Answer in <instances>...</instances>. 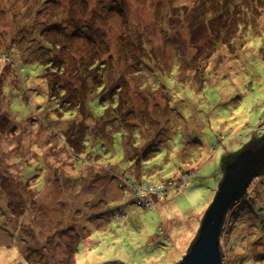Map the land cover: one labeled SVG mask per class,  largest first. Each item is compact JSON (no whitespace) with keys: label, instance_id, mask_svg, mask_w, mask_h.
Wrapping results in <instances>:
<instances>
[{"label":"rangeland","instance_id":"obj_1","mask_svg":"<svg viewBox=\"0 0 264 264\" xmlns=\"http://www.w3.org/2000/svg\"><path fill=\"white\" fill-rule=\"evenodd\" d=\"M118 1L125 4L124 14L113 7L119 8ZM248 2L258 9L242 13L240 20L251 23L257 17L252 22L256 31L238 36L245 43L237 53L224 48L206 60L212 32L226 17L216 20L198 13L191 9L192 0H0V120L6 113L10 117L5 128L0 126V264H41V259L43 264L117 259L178 264L184 258L216 197L224 158L264 135V0H245L232 11L244 5L248 9ZM41 21L48 29L36 26ZM54 24L58 33L49 29ZM39 29L46 34L43 41L60 44L55 53L66 65L116 55L121 41L136 29L164 48L157 53L163 63H172L164 31L174 36L188 62H182L181 81L168 77L155 96L159 106L168 104L169 116L163 142L151 158L127 159L118 139L88 151L84 156L90 161L75 163L69 157L54 110L58 105L49 99L43 78L41 54L19 41ZM73 33L81 37L73 38ZM88 36L99 44L93 45ZM136 52L126 56L129 63L136 62ZM188 63L208 70L206 82L185 83V76L193 73ZM144 69L151 82L154 74ZM126 74L133 108L147 110L139 85L144 75L135 77L134 68ZM97 105L91 103L94 112ZM93 161L117 168V181L105 188L96 182L93 191L83 184L80 201L64 197L57 178H74L83 171L79 166ZM137 167L140 178L133 175ZM90 168L92 173L101 169ZM21 178L25 183L20 184ZM130 183L141 186L144 195ZM6 186L11 193H3ZM82 224L86 231L80 238L64 231L70 225L81 231ZM221 249L222 264H264V173L253 178L246 195L227 213Z\"/></svg>","mask_w":264,"mask_h":264},{"label":"trees","instance_id":"obj_2","mask_svg":"<svg viewBox=\"0 0 264 264\" xmlns=\"http://www.w3.org/2000/svg\"><path fill=\"white\" fill-rule=\"evenodd\" d=\"M243 1L245 0H192L193 7L191 9L194 11H199L198 13L204 14L209 13L211 17L216 20H218V16L226 17L219 26H217L219 23L216 24L217 27L212 32V46L209 50V55L205 56L206 60H209L216 51L223 50L224 48H229L231 54L237 53L245 43V40L240 42V39L243 38L241 35L247 33V30L250 29L256 31L257 27L254 28L255 26L252 22L256 20L257 17L252 20L251 23L240 20L242 13H248V11L253 13L254 10L258 9L254 8V2H248L249 5H246L248 8L246 10L244 5L238 6L236 11H234L235 14L232 11L234 6L241 4ZM172 3H174V1H172ZM117 5L119 8L113 6L114 9H118L121 14H124L125 4L122 1H118ZM163 23L164 22H162V24ZM256 24H258V22ZM36 26H39V28L40 26L47 28L43 21L39 22ZM56 26L57 24L51 25L49 29L54 33H58L59 29L56 28ZM43 29H39L37 33H33V37L30 34V36L20 38L19 41L23 42L25 48L37 49L41 54L40 60L45 68L43 78L48 85L49 99L55 101L58 105L54 110L57 112L60 119L59 125H61V129L65 132L64 148L69 157L74 160L75 163L90 161L91 157L84 156L88 151L96 152L98 151L96 150L98 144L102 146L109 145L113 140L116 144V139H118V142L122 141V150L127 159L141 161L142 159L151 158L152 154L158 151V147H160V144L163 142V136L167 131V118L169 116L168 104H166L164 108L159 106V103L155 101V96L157 94L160 96L158 91L160 88L166 86L163 84L167 83L168 77H175L180 80L178 76L182 73V62H188L182 54L178 42L173 39L174 36L167 30L164 31L168 38L167 44L169 46V52L172 55V63H163L157 53L160 54V52H164V48L155 45L154 40L150 39L145 31L143 32L136 29L134 32H131L127 38L121 41L119 51L116 55H111L107 57V59L102 60L94 57L91 64L78 62L74 59V64L66 65L64 59L58 57L55 53L56 49L61 48V46H59L60 44L43 41L46 35ZM238 36H241L240 39ZM72 37L80 38L81 36L73 33ZM24 39H28V42L25 43ZM87 39L90 40L93 45L99 44L98 40L94 42L91 36H88ZM37 42H39L38 45L36 44ZM135 49H137L135 54L136 62L129 63L126 60V56L130 51L132 52ZM99 54H101V52H95L94 55ZM187 65L189 69L193 70V73L185 76L187 77L186 79H188L185 80L186 84L189 82H197L200 84L206 82L208 70L196 68L192 63H188ZM137 66L138 70H135ZM145 67L151 69L150 71L154 74L151 82L149 81L151 77L149 75L147 76L144 69ZM130 68H134L135 77L140 78V75H144L145 77L139 85L141 86L140 91H142L147 110L142 111L133 108V104L130 101L132 93L131 90L129 91L127 89L129 81L126 78V71ZM174 70L176 71L174 72ZM161 95L163 99L166 98L165 95ZM93 101L98 104L96 112H94L95 109L93 110V106H91ZM154 101L156 106L153 110L150 109V105ZM58 109L61 111H58ZM52 110H50V112H52ZM9 119L10 117L7 113L6 116L2 115L0 120L1 129L5 128V123H7ZM133 119H135V121H133ZM141 120L142 123L140 122ZM63 124H66V126L64 127ZM262 136V140H254L252 144L256 146L264 145V135ZM91 145H93L92 148L90 147ZM79 156H81V158H79ZM227 156L229 157L224 158L223 169L228 164L227 159H231L229 162H232V160L238 157V154L236 155V153H233ZM20 160H22V157H20ZM90 164L101 167V169L92 173L90 168L91 165L88 163H86V166L79 167L75 164L76 167L83 169L78 176L73 178L68 175H63V178H57L59 181L57 184L59 192L62 193L64 197L67 198V195H72L73 197H79L78 199L80 201L84 194L81 193L83 191V184L90 186L86 189L87 191H93L96 182L102 183L103 188H105L108 183H115L117 181V168L112 165L108 166L107 161H105L104 164L94 161ZM75 171L78 172L79 170L75 169ZM139 171L140 169L137 167L136 173L133 175L138 176ZM262 173H264V169L256 177L260 176ZM138 177L140 178L141 175ZM19 181L20 184L25 183L24 178H21ZM131 186L134 187V190L143 194L141 186L137 184H132ZM165 189L164 187L161 190L164 191ZM7 191H11V188H8V186L3 188V193ZM0 192L2 193V187H0ZM92 194L93 193H91L90 196ZM245 195L246 192L243 196ZM2 205L3 204L0 202L1 211ZM62 206L65 207L66 202L62 201ZM65 208L68 209L69 206ZM96 216L94 217L97 218L98 216ZM68 218L72 219L69 216ZM92 218L93 217H90L91 220L89 221H92ZM62 221L63 220H60V223ZM225 222L226 218L224 225ZM82 223H84V221ZM70 226L68 230L64 229V231L76 232L79 238L81 237V232L86 231H82L84 229L83 224L81 226V231L76 230V226ZM223 230L224 226L222 227V234ZM196 238L192 241L189 249ZM25 242H27V240H25ZM32 253L33 254L30 256L31 258L34 257V254L37 255V249ZM40 262L43 264L42 259Z\"/></svg>","mask_w":264,"mask_h":264},{"label":"water","instance_id":"obj_3","mask_svg":"<svg viewBox=\"0 0 264 264\" xmlns=\"http://www.w3.org/2000/svg\"><path fill=\"white\" fill-rule=\"evenodd\" d=\"M252 142L224 167L223 180L202 219L197 238L178 264H222L221 232L227 213L264 169V145L256 146ZM103 264L127 263L117 259Z\"/></svg>","mask_w":264,"mask_h":264}]
</instances>
